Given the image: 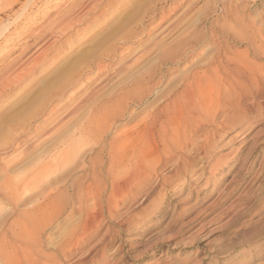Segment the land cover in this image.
Instances as JSON below:
<instances>
[{
  "label": "rangeland",
  "instance_id": "obj_1",
  "mask_svg": "<svg viewBox=\"0 0 264 264\" xmlns=\"http://www.w3.org/2000/svg\"><path fill=\"white\" fill-rule=\"evenodd\" d=\"M83 3L88 0H41L33 10L36 16L25 17V21L22 18L25 11L21 13L19 9L10 13L7 19L0 16V38L18 27L17 37L10 40V44L0 43V80L11 77L21 65L31 61L40 52L41 42L36 39L69 10L76 7L75 10L81 11ZM96 4V10L83 24L66 33V37L64 35L65 38L55 45V50H48L47 62L36 69L38 76L35 73L32 79L29 78L31 80H24L22 85L20 82L13 84L4 95L0 94V99L3 97L0 100V252L16 250L18 264H38L39 256L40 260L47 256L57 264H264V96L260 95L264 88L258 90L249 85L248 90H240L239 98L232 94L233 100H220L221 105L217 107L211 104L213 108L210 109L215 112L210 109L207 113L205 109L198 111L195 114L198 117H194L197 122L185 114H182L184 117L174 113L171 116L172 110L169 117L163 113L161 126L150 128L148 125L151 116L166 103H171L179 93L185 78L192 71H202L213 54L210 52H214L211 32L226 43V32L238 26L236 21L239 20L264 31V0H99ZM228 8L233 11L228 12ZM18 13L21 14L19 17ZM235 13L240 18H236ZM193 37L200 39L198 45ZM120 45L129 47L128 60L114 59L107 65L104 73L107 77L103 75L99 80L103 82L101 85L100 82H88L89 85H83L81 94L65 99L59 106L58 120L78 108L70 120L58 129L55 128L57 119H54V123L43 124L41 131L35 130L33 126L56 102L57 94L71 92L69 81H74V75H79L90 62ZM232 45V51L244 50L245 53L247 50ZM134 54L141 57L133 61ZM257 58L249 56V63L253 67L259 64L261 68H256L263 72L264 59ZM119 63L125 64L124 67ZM67 68L70 73L66 75ZM120 68L126 70L122 72ZM116 72H119L118 76H115ZM246 84H250L249 81ZM13 87L16 89L11 91ZM138 88L143 94L140 95ZM124 91L131 95L135 91L131 96L135 99L126 95L129 99L126 97L125 103L123 100L117 104L114 99L125 94ZM86 92H93L94 97L97 93L94 107L103 104L100 106L103 108H97V111L100 109L97 121L109 123L108 126L103 123L98 126H102L101 129L75 128L89 118L92 106L78 107ZM258 93V97L255 96ZM226 106L229 107L224 109ZM118 111H122V115L119 116ZM163 129H166L165 135ZM158 132H161L160 137ZM130 136L132 140H129ZM159 142L166 148H161ZM140 145L146 148H140ZM120 146L126 149L119 152ZM66 148L70 152L69 158L59 164L54 158ZM134 150L140 153L136 156L139 160H136ZM114 153L115 158L120 153L117 160H114ZM138 161L144 162L141 167ZM133 162L141 169H134L137 167L132 165ZM111 163H116L113 164L115 167ZM91 167L93 170L90 171ZM11 182L19 186L18 195L12 196H15L13 201L3 186ZM41 206L48 207V214L36 218L37 221L40 219V228L32 213ZM23 224L31 228L37 224L32 229L29 227L31 232L27 227L26 240L18 237ZM37 228L41 230L37 231ZM69 241H72L71 245L65 248ZM22 245L27 250L24 251Z\"/></svg>",
  "mask_w": 264,
  "mask_h": 264
},
{
  "label": "bare ground",
  "instance_id": "obj_2",
  "mask_svg": "<svg viewBox=\"0 0 264 264\" xmlns=\"http://www.w3.org/2000/svg\"><path fill=\"white\" fill-rule=\"evenodd\" d=\"M24 1V2H23ZM41 0H35V2H34V0H0V16H6V19H7V16L8 15H10V13H13L16 9H19L20 11H21V13L23 12V11H25V12H23V14H22V18L24 19V21H25V17H29V16H36L35 15V13H33L34 11V7L40 2ZM99 1V0H98ZM97 0H91V1H89L88 0V3H83L82 5H81V11H78V10H75V9H77L76 7H75V9H71V7H70V9L71 10H69L67 13H65L66 15H64L63 17H61V18H59V22H57V24L55 23L48 31H46L45 33H43L40 37H38L36 40L37 41H39V42H41V46H40V52L37 54H35V55H33V56H35V57H33V59L31 60V61H27L24 65H21L22 67H20V69H18V70H16V72L13 74V75H11V77L10 76H7L8 74L7 73H5V74H7L6 76V78L4 77V79H1L0 80V94H3V93H5V91H6V89L7 88H9V87H12L13 86V84H18L19 82H20V84H21V82H23L24 80H31L35 75H37V73L38 72H36V69L38 68V67H41L42 65H45V63L47 62L46 60H47V58H48V56H47V53H49L48 52V50L50 49V50H52L53 48H54V50H55V45L57 44V42L59 41L60 42V40L62 39V37L66 34V33H68L70 30H72L73 28H75L76 26H78V25H81V24H83V22H84V20L85 19H87V17H89L91 14H92V12L94 11V10H96V8H97V2H98ZM100 1H102V0H100ZM222 1V0H221ZM82 2H84V1H82ZM78 3V2H77ZM76 4V3H75ZM81 4V3H80ZM100 5H101V3H100ZM78 6V5H77ZM229 6H231V5H229ZM229 6H227V7H229ZM235 6V5H234ZM226 7V6H225ZM235 8H236V6H235ZM238 8V7H237ZM98 9H99V7H98ZM101 9V8H100ZM18 10V11H19ZM229 10H230V8H228V12H229ZM239 10V9H238ZM240 10H242V9H240ZM78 11V12H77ZM230 11H233V9H231ZM243 11V10H242ZM17 11H15V13H16ZM226 12V11H225ZM227 12V13H228ZM234 12H236L237 13V11L236 10H234ZM14 13V15H16ZM231 13V12H230ZM236 13H235V16H236ZM241 13V12H240ZM19 14V13H18ZM32 14H34V15H32ZM242 14H243V12H242ZM242 14H240V15H242ZM21 14H19L17 17H19ZM228 15H229V13H228ZM231 15V14H230ZM12 16V15H11ZM163 16L164 15H162L161 16V19H163ZM232 19H234V14H232ZM237 16L239 17V14H237ZM237 16H236V18H237ZM261 16V15H260ZM246 17V16H245ZM12 18H14V17H12ZM33 18V17H32ZM235 18V19H236ZM240 18V17H239ZM238 18V19H239ZM2 19V18H1ZM18 19V18H17ZM29 19V18H28ZM241 19H243L242 18V16H241ZM10 20V19H9ZM16 20V19H15ZM14 20V21H15ZM21 20V19H20ZM237 20V19H236ZM236 20H234V22L236 21ZM261 20V19H260ZM17 21V20H16ZM15 21V22H16ZM2 21H0V23H1ZM18 22V21H17ZM21 22V21H20ZM263 22V21H262ZM19 23V22H18ZM236 23H238V26H236V27H233V29L231 30V31H229V32H226V34H225V37L227 38V41H225L226 43H224V42H221V41H223L222 39H220L221 41H219V38H217L216 36H215V32H211L210 33V38H211V40H212V42H210L211 43V46L214 48V52L212 51V52H210V53H213L212 55H211V57L208 59V61L205 63V65H204V68L202 69V71H199V72H194V71H192L193 73H191V75H188L186 78H185V80L183 81L184 83H183V85H182V87L178 90L179 91V93H177V95L172 99V101H171V103H169V104H167L166 103V105L165 106H163L162 107V109L161 110H159L155 115L153 114L152 116H151V120H150V122L148 123V125H149V127L150 128H152V127H155V126H157V125H160L161 126V124L163 123V120H161V118L163 117V113H165L164 115H166L165 117H167L168 115H169V113L173 110V112H171V116H173L172 114L174 113L176 116L178 115L179 117H181L182 116V114H185L186 116H188V118L190 119L191 118V120L192 119H194V117H198V116H196L195 114L199 111V112H201V111H204V109H205V112L207 111V110H209L210 108H211V104H214L216 107L218 106V104H220V100L222 101H224L225 99H227V100H229V99H231V97H232V94H235L237 97H238V94H240L241 92H240V90H243L244 88H247L249 85H251V87L250 88H255V89H258V90H261V89H263L264 88V71L262 72L261 71V69H259V68H256V67H258V66H260L259 64H257L258 66H255V67H253L250 63H249V56H253V57H261V58H263L264 59V31H263V29L261 30V28H260V30L259 29H256V28H254V26H253V24L251 23L250 25H248V24H246V23H243V21H236ZM16 25V24H15ZM224 25V24H223ZM254 25H255V23H254ZM234 26V25H233ZM14 27V26H13ZM17 27V26H16ZM16 27H14L13 29H15V30H13V33H8L7 35H5V33H4V35L2 36V38H0V43H3V44H7L10 40H13V39H15V36H16V30H18ZM81 29V28H80ZM9 30H11V29H9ZM82 30V29H81ZM222 30H223V28H222ZM74 31V30H73ZM83 31V30H82ZM220 31V30H219ZM18 32V31H17ZM23 32V31H22ZM224 32V33H225ZM3 34V33H2ZM1 34V35H2ZM20 34V33H19ZM68 35V34H67ZM140 35V34H139ZM206 36H207V34H206ZM220 36H222V35H220ZM12 37V38H11ZM17 37V36H16ZM20 37V36H19ZM65 37H66V35H65ZM65 37H63V38H65ZM69 37V36H68ZM205 37V36H204ZM219 37V36H218ZM20 39V38H19ZM193 39H194V37H193ZM192 39V40H193ZM206 39V38H205ZM224 39V38H223ZM25 40V39H24ZM65 40H67V39H65ZM69 40H71L70 38L68 39V42H69ZM199 40L200 39H194V42L195 43H197V45H198V42H199ZM210 40V39H209ZM210 40V41H211ZM48 41H51V43L50 44H48L49 42ZM63 41V40H62ZM207 41V40H206ZM48 42V43H47ZM67 42V41H66ZM67 42V43H68ZM71 42V41H70ZM230 42V43H229ZM36 43V42H35ZM209 43V42H208ZM3 44H1L2 46H3ZM9 44H10V42H9ZM155 44V41L154 42H151V44H150V46L152 47L153 45ZM232 44H235V45H238L239 47L240 46H242V47H246L247 48V50L245 51V53H243V51L242 52H238V50H236V51H232L233 50V48L231 47V50H230V45H232ZM58 45V44H57ZM9 46V45H8ZM194 46V45H193ZM233 46V45H232ZM1 47V46H0ZM3 47H6L5 45L3 46ZM63 47V46H62ZM117 47V46H116ZM185 47V46H184ZM210 47V46H209ZM52 48V49H51ZM6 49V48H5ZM183 49V48H182ZM188 49V48H187ZM112 49L110 48V51H111ZM130 51V49H129V47L128 46H126L125 47V45H120V47H118V48H115V46H114V49L109 53V51H108V53H106V54H102L103 56L102 57H100V58H98L96 61L95 60H93L92 62H90L89 63V65L88 66H86V68H84V69H81L82 70V72L81 73H78L79 75H74V77L76 76V78L74 79V81L72 82V81H69L70 83H72V84H70L71 86V89H70V91L71 92H69L68 94H66L65 92H61V90L59 91V92H61V93H59V94H57V96H58V98L56 99V102L54 103V104H52L51 106H50V108L48 109V111L46 112V114L43 116V118L41 119V121L39 122V123H37V124H35L33 127L35 128V130H40L42 127H43V124H47V123H54V119H57V122H56V129H58L62 124H63V122H66V121H69L72 117H73V115L77 112L76 110L78 109L77 107L75 108V109H73L72 111H70V113H68L67 115H65L64 117H62L61 119H59L58 120V116H59V114H60V111H59V106L62 104V102L63 101H66L65 99H67V98H70V97H72V96H76L78 93H80L81 92V89H82V87H83V85L84 84H88V82H91L92 81V83H93V81H95L96 82V84H97V82H100V85L103 83V82H101V81H99V80H101V77H103V75L105 76L106 74H104L105 73V71L107 70V65L110 63V62H112L114 59H120L121 61L122 60H124V59H127L126 57H127V54L129 53V51ZM148 50V48L146 49V51ZM213 50V49H212ZM230 50V51H229ZM235 50V49H234ZM59 51V50H58ZM107 51V50H106ZM206 51H207V49H206ZM211 51V50H210ZM177 52V51H176ZM140 53H142V52H140ZM139 53V54H140ZM51 54V53H50ZM54 54V53H53ZM58 54V53H57ZM59 54H60V52H59ZM139 54H136V55H138V56H135V54H134V56L136 57V58H134L133 59V61H137L141 56H139ZM178 54V53H177ZM180 54V53H179ZM55 55V54H54ZM143 55V54H142ZM198 55V54H197ZM199 55H202V53H200ZM96 57V56H95ZM95 57H92V58H95ZM182 57V56H181ZM208 57V56H207ZM29 58V59H30ZM177 58H179V57H177ZM257 58V59H258ZM182 59V58H181ZM48 60H50V59H48ZM54 60H56V59H54ZM128 60V59H127ZM89 61H91V60H89ZM126 61V60H125ZM130 61V60H129ZM177 61H180V59H178ZM119 62V61H118ZM48 64V63H47ZM85 64V63H84ZM120 64V63H119ZM193 63L191 62V65H192ZM200 64V63H199ZM110 65V64H109ZM121 66H122V64H120ZM125 65V64H124ZM124 65L122 66V67H124ZM130 65H132V64H130ZM49 66V65H48ZM83 66V65H82ZM69 67V66H68ZM109 67H111V66H109ZM126 67V69H127V65L125 66ZM192 67V66H191ZM198 67V66H197ZM196 67V68H197ZM11 68V67H10ZM9 68V71H10V73H11V69ZM13 68V67H12ZM15 68V67H14ZM78 69L80 68V66H78L77 67ZM260 68H261V66H260ZM38 69H40V68H38ZM37 69V70H38ZM74 69V68H73ZM78 69H76V70H78ZM111 69V68H110ZM117 69V68H116ZM120 69H122V68H120ZM126 69H124V70H126ZM14 70V69H13ZM76 70H74V73H77V72H75ZM80 70V71H81ZM123 69L121 70L122 72L124 71ZM110 71V70H109ZM112 71V70H111ZM45 72V71H44ZM65 72V71H64ZM122 72H121V74H122ZM36 73V74H35ZM69 74L70 73V71L68 70V68H67V70H66V72H65V74ZM110 73V72H109ZM115 73V72H114ZM119 72H116V75L115 76H118L119 74H118ZM35 74V75H34ZM40 74V73H39ZM66 74V75H67ZM73 74V73H72ZM71 74V75H72ZM118 74V75H117ZM190 74V73H189ZM64 75V74H63ZM38 76V75H37ZM70 76V75H69ZM111 76H113L112 74H111ZM73 77V76H72ZM105 77H107V76H105ZM182 77V76H181ZM185 77V76H184ZM29 78H31V79H29ZM71 78V77H70ZM35 79V78H34ZM72 79V80H73ZM107 79V78H106ZM106 79H104V81L106 80ZM110 79V78H109ZM71 80V79H70ZM108 80V79H107ZM111 80V79H110ZM67 81V80H66ZM109 81V80H108ZM249 81V83L250 84H246V82H248ZM27 81H25V83H26ZM63 82V81H62ZM65 82V81H64ZM24 84V83H23ZM30 84V83H29ZM66 84H68V83H66ZM65 84V85H66ZM22 85V84H21ZM89 85V84H88ZM94 85V84H93ZM107 85V84H106ZM69 86V85H68ZM21 87V86H20ZM19 87V88H20ZM61 87V86H60ZM179 87V86H178ZM65 88H67V87H65ZM177 88V87H176ZM13 89H16V88H12L11 89V91H13ZM85 89V88H84ZM104 89V88H103ZM139 89V88H138ZM18 90V89H17ZM64 90V89H63ZM62 90V91H63ZM101 90V89H100ZM99 90V91H100ZM137 90V89H136ZM140 90V89H139ZM246 90V89H245ZM247 90H248V88H247ZM250 90V89H249ZM252 90V89H251ZM65 91V90H64ZM91 91V90H90ZM102 91V90H101ZM138 91V90H137ZM8 92V91H7ZM56 92V91H55ZM68 92V91H67ZM95 92V91H94ZM125 92V94H121L120 95V97L119 98H116V99H114V100H116L115 102L117 103V104H119V102H122L123 100H125V98L127 97L126 95H128V97L129 98H131V99H135V98H132L133 96V93L135 92H133L132 93V95L130 94V92L127 94V92L126 91H124ZM140 92H141V90H140ZM139 92V93H140ZM244 92V91H243ZM242 92V93H243ZM247 92V91H246ZM246 92H244L246 95H249V94H247ZM254 92V91H253ZM255 92H256V90H255ZM254 92V93H255ZM259 92H261V91H259ZM11 94H12V92H10ZM58 93V92H57ZM87 93V92H86ZM99 93V92H98ZM138 93V94H139ZM244 93H243V95H244ZM248 93H250V91H248ZM81 94V93H80ZM83 94V93H82ZM130 94V95H129ZM136 94V93H135ZM141 94H143L142 92L140 93V95ZM4 95V94H3ZM13 95V94H12ZM56 95V94H55ZM96 96H97V93L95 94ZM243 95L241 94V96H242V99H240L241 101L244 99V97H243ZM250 95H251V93H250ZM249 95V96H250ZM255 94H253V96H254ZM258 95H259V93L257 94V95H255V96H257L258 97ZM260 95H263L264 96V92H263V94L262 93H260ZM0 96H2V95H0ZM82 96H84V95H82ZM81 96V97H82ZM96 96L94 97V93L93 92H89V93H87L86 94V96L82 99V101L79 103V105H78V107H80V105H91L92 107H91V110H90V112H89V118L86 120V121H84V122H81V123H79L78 124V127H75V128H78L79 130H82V129H87V130H90V129H97L98 128V126L99 125H102L103 123H105V124H107L106 122H103V121H101V122H103V123H101V124H99L100 122H98L97 121V117H98V115H97V112H99V110L100 109H98V111H97V108L99 107V108H103V107H100V106H102L103 104H99L100 106H95L94 107V105L96 104L95 102L97 101H95L94 102V99L96 98ZM132 96V97H131ZM249 96H247V97H249ZM8 97V96H7ZM53 97V96H52ZM111 97V96H110ZM127 97V99H129ZM138 97V96H137ZM137 97H136V100H137ZM173 97V96H172ZM234 97V96H233ZM246 97V99H248ZM3 98V97H2ZM1 98V99H2ZM76 98V97H75ZM141 98V97H140ZM229 98V99H228ZM236 98V97H235ZM239 98V97H238ZM250 98V97H249ZM253 98V97H252ZM0 99V100H1ZM81 99V98H80ZM126 99V100H127ZM130 99V100H131ZM139 99V98H138ZM258 99V98H257ZM79 100V99H78ZM108 100H110V98L109 99H107V101ZM113 100V101H114ZM126 100L124 101V103L126 102ZM231 100H233V99H231ZM250 100H252V99H250ZM70 101V100H69ZM73 101V100H72ZM111 101H112V99H111ZM111 101H110V104H111ZM129 101V100H128ZM254 100H252V102H253ZM78 102V101H77ZM103 101H101V103H102ZM137 102H138V100H137ZM231 102H236V100L235 101H231ZM237 102H239L240 103V101H237ZM64 103V102H63ZM71 103V102H70ZM95 103V104H94ZM99 103V102H98ZM104 103H106V102H104ZM114 103V102H113ZM123 103V104H124ZM133 103H136V102H133ZM222 103V102H221ZM224 103H226V102H224ZM230 103V102H229ZM107 104V103H106ZM105 104V105H106ZM138 104V103H137ZM217 104V105H216ZM238 104V103H237ZM108 105V104H107ZM136 105V104H135ZM221 105V104H220ZM224 105H226V104H224ZM236 105V104H235ZM239 105V104H238ZM66 106V105H65ZM77 106V105H76ZM109 106V105H108ZM232 106V105H231ZM230 106V107H231ZM234 106V105H233ZM232 106V107H233ZM223 107H225V106H223ZM223 107L221 108L222 110H223ZM229 106H226V108H224V109H227ZM62 108V107H61ZM71 108V107H70ZM83 108V107H82ZM108 108V107H107ZM212 108H213V106H212ZM211 108V109H212ZM46 109V108H45ZM109 109V108H108ZM124 109V108H123ZM210 109V110H211ZM63 110V109H62ZM119 110V109H118ZM218 110V109H217ZM89 111V110H88ZM117 111V110H116ZM124 111V110H123ZM213 110H211V112H212ZM220 111V110H219ZM224 111V110H223ZM108 112V110L106 111V113ZM119 112V111H118ZM122 112V111H121ZM121 112H119V116H120V113ZM208 112V111H207ZM206 112V113H207ZM211 112L209 111V114H211ZM215 112V110L213 111V113ZM63 113V112H62ZM212 113V114H213ZM116 114V113H115ZM42 115V114H41ZM121 115H122V113H121ZM4 116V115H3ZM63 116V115H62ZM97 116V117H96ZM211 116V115H210ZM213 116V115H212ZM75 117V116H74ZM118 116L116 115V118H117ZM150 117V116H149ZM169 117V116H168ZM179 117H177V119L179 118ZM182 117H184V115L182 116ZM200 117V116H199ZM207 117V116H206ZM103 118H105V117H102V119ZM114 118H115V116H114ZM174 117H172V119H173ZM187 118V117H186ZM203 118V117H202ZM213 118V117H212ZM101 119V118H100ZM106 119V118H105ZM108 119V118H107ZM113 119V118H112ZM164 119V118H163ZM175 119V118H174ZM189 119H188V124H190L191 125V122L189 121ZM196 119L197 118H195L194 120L196 121ZM208 119V118H207ZM210 119V118H209ZM208 119V120H209ZM2 120H4V119H2ZM165 121V123L167 122L166 121V119H164ZM167 120H169V118L167 119ZM193 120V122H195ZM206 120V119H205ZM109 121V120H108ZM110 121H112V120H110ZM181 121V120H180ZM199 121H200V119H199ZM213 121V120H212ZM3 122H5V120L3 121ZM7 122V121H6ZM178 123H179V121H177ZM183 122V121H182ZM186 122V121H185ZM190 122V123H189ZM192 122V123H193ZM197 122V121H196ZM211 122V121H210ZM173 123H176L175 122V120L173 121ZM201 123V122H200ZM200 123H198V124H200ZM224 123V122H223ZM109 124V123H108ZM108 124H107V126H108ZM204 124V123H203ZM221 124V123H220ZM66 125V124H65ZM146 125H147V123H146ZM164 126H165V124H163ZM162 125V126H163ZM167 125H168V123H167ZM169 125H170V123H169ZM174 125V124H173ZM183 125V124H182ZM181 125V126H182ZM187 125V124H186ZM194 125H197V124H194ZM201 125V124H200ZM199 125V126H200ZM209 125H211V124H209ZM75 126V125H74ZM76 126H77V124H76ZM106 126V127H107ZM189 126V125H188ZM205 126V125H204ZM33 127H31V129L33 128ZM53 126H52V128H54ZM104 127H105V125H104ZM149 127H147V128H149ZM167 127V126H166ZM172 127V126H171ZM192 127H194L193 125H192ZM198 127V126H197ZM197 127H194V128H197ZM208 127V126H207ZM51 128V129H52ZM82 128V129H81ZM102 128V126L100 127V128H98V129H101ZM136 128V127H135ZM173 128H177V127H173ZM173 128H171L172 130H173ZM184 128V127H183ZM182 128V129H183ZM216 128V127H215ZM103 129H106V128H103ZM139 129H141L140 127H139ZM159 129H161V127L159 128ZM168 129V128H167ZM187 129H189L188 127L186 128V130ZM217 129V128H216ZM30 130V129H29ZM33 130V129H32ZM31 130V132H33L34 133V131L35 130H33L32 131ZM55 130V129H54ZM53 130V131H54ZM138 130V129H137ZM193 130V129H192ZM191 130V131H192ZM198 130V129H197ZM41 131V130H40ZM48 131V130H47ZM52 131V132H53ZM140 131V130H139ZM146 131H147V129H146ZM156 131V130H155ZM158 131V130H157ZM160 131V130H159ZM163 131V134H164V132L166 131V129L164 130H162ZM168 131V130H167ZM24 132V131H23ZM22 132V133H23ZM29 132V131H28ZM50 133H51V131H49ZM57 132H59L58 130H57ZM85 132V131H84ZM89 132V131H88ZM97 132H99V131H97ZM104 132V131H103ZM134 132V131H133ZM138 132V131H137ZM143 132V131H142ZM141 131H140V133H141V135H143V133H142ZM153 132H154V130H153ZM172 132V131H171ZM183 132V131H182ZM187 131H185V133H186ZM195 132V131H194ZM48 133V132H47ZM49 133V134H50ZM94 133H95V131H94ZM134 133H136V131L134 132ZM140 133H138V134H140ZM149 133V132H148ZM156 133V132H155ZM159 133H161V132H158V135H159V137H160V134ZM175 132L173 131V134H174ZM178 132H176V134H177ZM24 134V133H23ZM32 134V133H31ZM30 134V135H31ZM48 134V135H49ZM86 134H88V133H86ZM102 134V133H101ZM132 134V133H131ZM138 134H137V136L136 135H133V137L134 136H136V137H138ZM166 134V133H165ZM164 134V135H165ZM179 134V133H178ZM188 134V133H187ZM82 135V134H81ZM91 135V134H90ZM89 134H88V136H90ZM130 135V134H129ZM156 135V134H155ZM162 135V134H161ZM163 135V136H164ZM168 135V134H167ZM175 135V134H174ZM174 135H172V138L173 137H175ZM180 135V134H179ZM44 136H47V134H44ZM72 136V135H71ZM83 136V135H82ZM87 136V137H88ZM140 136V135H139ZM145 136V135H144ZM169 136H170V134H169ZM178 135H176V137H177ZM190 136V135H189ZM135 137V138H136ZM148 137H152V136H148ZM158 137V139L160 140L161 138L163 139V137L161 136V138H159ZM183 137V136H182ZM185 137V136H184ZM25 138H27L26 136H25ZM129 138V140L131 139L132 140V138H131V136L130 137H128ZM141 138V137H140ZM153 138V137H152ZM157 138V137H156ZM167 138V137H166ZM170 138V137H169ZM172 138H170V139H172ZM181 138V137H180ZM134 139V138H133ZM158 139H155V140H158ZM174 139V138H173ZM178 139V138H177ZM13 140V139H12ZM19 140V139H18ZM128 140V139H127ZM136 140V139H135ZM152 140V139H151ZM164 140V139H163ZM180 140V139H179ZM188 140V139H187ZM67 141V140H66ZM74 141V140H73ZM114 141V142H113ZM138 141H140V139L138 140ZM142 141H145L144 139H142ZM168 141H170V140H168ZM12 142V141H11ZM18 142V141H17ZM16 142V143H17ZM21 142H23V140L22 141H20V142H18L17 144H16V146H19L20 145V143ZM40 142V141H39ZM112 142L113 143H115L116 142V144H117V142L118 141H115V140H112ZM132 141H130V143H131ZM146 142H148V140L146 141ZM156 142V141H155ZM161 142V141H160ZM159 142V143H160ZM164 142H165V140H164ZM164 142H161L162 144L164 143ZM43 143V142H42ZM119 143V142H118ZM128 143V142H127ZM142 143V142H141ZM152 143H153V141H152ZM161 143H160V146H162L161 148H163V149H165L166 148V146L164 147L163 145H161ZM174 143H176V142H174ZM206 143V142H205ZM11 144V143H10ZM9 144V145H10ZM33 144V143H32ZM65 144V143H64ZM132 144V143H131ZM134 144H135V142H134ZM138 144V143H137ZM148 145H149V143H147ZM156 144V143H155ZM24 145V144H23ZM111 145H112V143H111ZM123 145V144H122ZM142 145V144H141ZM140 145V146H141ZM152 145H154V144H152ZM157 145H158V143H157ZM167 145V144H166ZM15 146V145H14ZM128 146V145H127ZM131 146V145H130ZM130 146H128L129 148H130ZM139 146V147H140ZM177 146V145H176ZM65 147V146H64ZM68 147V146H67ZM114 147V144H113V146H111V148H113ZM121 148H122V146H120ZM120 147H119V152H121L120 150H123V148H125V146L122 148V149H120ZM132 147V146H131ZM136 147V146H135ZM139 147H137V149L139 148ZM142 147H144V148H146L145 146H141L140 148H142ZM150 147V146H149ZM149 147H147L148 149H149ZM168 147V146H167ZM111 148H110V150H111ZM117 149H118V147H116ZM139 148V149H140ZM151 148V147H150ZM177 148V147H176ZM181 148V147H180ZM179 148V149H180ZM13 149V148H12ZM117 149H116V151H117ZM126 149V148H125ZM138 149V150H139ZM147 149V150H148ZM168 149V148H167ZM29 150V149H28ZM109 150V151H110ZM130 150V149H129ZM132 150V149H131ZM130 150V151H131ZM138 150L136 151V150H134V151H136L137 152V154L135 155V157L138 155V154H140V153H138ZM142 150H144V149H142ZM146 150V149H145ZM144 150V151H145ZM154 150V149H153ZM171 150H173L172 148H171ZM24 151V150H23ZM108 151V152H109ZM112 151V150H111ZM110 151V153H112ZM125 151V150H124ZM124 151H122V152H124ZM167 151V150H166ZM169 151V150H168ZM22 152V151H21ZM139 152H140V150H139ZM153 152V151H152ZM180 152V151H179ZM25 152H23V154H24ZM116 153V152H115ZM115 153H114V160L116 159L117 160V158L118 157H120L119 155H120V153H119V155H117L118 157L117 158H115ZM125 153V152H124ZM127 153V152H126ZM141 153H142V151H141ZM144 153V152H143ZM166 154V153H165ZM187 154V153H186ZM69 155H70V152L68 151V149L66 148L65 150L63 149H61V151H60V153H59V155H57L58 157L57 158H54V159H56V162H58L59 164H61L62 162H65L68 158H69ZM111 155V154H110ZM109 155V156H110ZM122 155V154H121ZM159 155V154H158ZM124 156H125V154H124ZM139 156V155H138ZM155 156V155H154ZM122 157V156H121ZM132 157H134V156H132ZM131 157V158H132ZM162 157V156H161ZM72 158V157H71ZM127 158H128V155H127ZM137 158V157H136ZM142 159H143V157H141ZM152 158H154V157H152ZM121 160H122V158H120ZM14 160V159H13ZM12 160V161H13ZM113 160V159H112ZM127 160V159H126ZM136 160H139L138 158L136 159ZM147 160V159H146ZM145 160V161H146ZM152 160H155V159H152ZM156 160H157V158H156ZM167 160H169V159H166V161ZM124 161V160H123ZM129 161V160H128ZM148 161V160H147ZM146 161V162H147ZM158 161H159V159H158ZM172 161V160H171ZM55 162V163H56ZM127 162V161H126ZM134 162H136L135 160H134ZM133 162V164L132 165H134V166H136V163H134ZM138 162H140V161H138ZM145 162V166L147 165V163L149 162H147L146 163ZM170 162V161H169ZM141 163H144V162H140V167H141ZM151 163V162H150ZM162 163V162H161ZM50 164V163H49ZM52 164V163H51ZM50 164V165H51ZM99 164H101L100 163V161H99ZM116 165V163H111V165ZM166 164V163H165ZM7 166L9 165V164H6ZM113 165V166H114ZM131 165V166H132ZM138 165V164H137ZM46 166V165H45ZM96 166V165H95ZM100 166V165H99ZM112 166V167H113ZM133 166V167H134ZM148 166V165H147ZM173 166V165H172ZM98 167V166H97ZM111 167V166H110ZM115 167V166H114ZM137 167V166H136ZM139 166L137 167V168H135L134 167V169H138V168H140ZM163 167V166H162ZM9 168V167H8ZM42 168H44L43 166H42ZM50 168V167H49ZM117 168V167H116ZM149 168V167H148ZM167 168V167H166ZM46 169V168H45ZM93 170L92 169V167L91 168H89V170ZM110 169V168H109ZM112 169V168H111ZM129 169V168H128ZM141 169V168H140ZM147 169V168H146ZM158 169H160L159 167H158ZM162 169H164V168H162ZM1 170V169H0ZM33 170V169H32ZM90 170V171H91ZM114 170V169H113ZM131 171H132V168L130 169ZM44 171V170H43ZM110 172L109 173H111V170H109ZM125 171H128V170H125ZM134 171V170H133ZM137 171V170H136ZM2 172L4 173L5 172V170L3 171V169H2ZM29 172V171H28ZM27 172V173H28ZM46 172V171H45ZM153 172H154V170H153ZM158 172V171H157ZM145 173H147V172H145ZM144 172H143V174H145ZM6 174V173H5ZM4 174V175H5ZM134 174V173H133ZM139 174V173H138ZM142 174V173H141ZM154 174V173H153ZM29 175V174H28ZM135 175H136V173H135ZM6 176V175H5ZM32 176V175H31ZM148 176V175H147ZM152 178H153V176H151ZM150 177V178H151ZM257 178V177H256ZM22 179V178H21ZM135 179V178H134ZM133 179V180H134ZM136 179H137V177H136ZM140 179V178H139ZM143 179V178H142ZM149 179V178H148ZM170 179V178H169ZM144 180V179H143ZM255 180V179H254ZM253 180V181H254ZM12 181V180H11ZM19 181V180H18ZM135 181V180H134ZM137 181V180H136ZM3 182V181H2ZM20 182V181H19ZM130 182V181H129ZM138 182V181H137ZM140 182V181H139ZM113 183V182H112ZM3 184V183H2ZM21 184V183H20ZM130 184V183H129ZM137 184V183H136ZM144 184V183H143ZM1 185V184H0ZM10 185H12V182H11V184H9V185H6V184H3V186L5 187V189H7L8 190V192H9V195H10V198L16 193L17 194V192L16 191H18V189H19V186L18 185H12V187L10 186ZM132 184H130V186H131ZM112 186V185H111ZM137 186V185H136ZM0 188H1V186H0ZM82 188H84V187H82ZM103 188V187H102ZM23 189V188H22ZM29 189V188H28ZM87 189V188H86ZM131 189V188H130ZM133 189V188H132ZM85 190V189H84ZM2 191H3V189H2ZM1 191V192H2ZM252 191V190H251ZM82 192V191H81ZM80 192V193H81ZM84 192V191H83ZM91 192H93V191H91ZM90 193V192H89ZM85 194H86V191H85ZM96 194V193H95ZM8 195V196H9ZM18 195V194H17ZM80 196H81V194H80ZM246 196V195H245ZM51 197V196H50ZM240 197H242V196H240ZM14 198H15V196H14ZM13 197H12V201H13V199H14ZM89 198V197H88ZM95 198V197H94ZM253 199V198H252ZM8 200V199H7ZM95 200H96V198H95ZM243 200V199H242ZM10 202V201H9ZM15 202V201H14ZM84 202H86L85 200H84ZM251 202V201H250ZM47 203V202H46ZM11 204V203H10ZM14 204V203H13ZM13 204H11V205H13ZM251 204V203H250ZM45 205V204H44ZM46 206V205H45ZM44 206V208H43V206H41V207H39L38 209H36V211L34 212L33 211V217L35 218V220H36V218L38 219V217H40V216H42V218H44L47 214H48V207L46 208ZM53 206V205H52ZM242 208H243V206H242ZM50 209V208H49ZM81 209V208H80ZM53 210V209H52ZM81 210H83V209H81ZM86 211V210H85ZM238 213V212H237ZM52 215V214H51ZM89 216V215H88ZM51 217V216H50ZM89 217H91V215L89 216ZM47 219V218H46ZM92 219V218H91ZM40 220V219H39ZM38 220V221H39ZM37 221V220H36ZM36 222L37 224L39 223V222ZM87 221V220H86ZM94 223V222H93ZM37 224H35V225H37ZM86 224V223H85ZM34 225V227H37V226H39L40 227V225L38 224L37 226H35ZM88 225H91V224H88ZM87 225V226H88ZM27 224H23L22 225V227L20 228L21 230H20V234L18 235V237H20L21 239H28L27 238ZM30 227V226H29ZM29 227H28V229H29ZM34 227H32V228H34ZM42 227V226H41ZM40 227V228H41ZM84 227H86V225L84 226ZM31 227H30V229H32ZM39 228V229H40ZM94 228V227H93ZM97 228V227H96ZM29 229V230H30ZM38 229V228H37ZM39 229L37 230V231H39ZM84 229H87V228H84ZM91 229V228H90ZM35 230V229H34ZM41 230V229H40ZM96 230V229H95ZM86 231V230H85ZM85 231H83L84 232V234H85ZM88 231V230H87ZM30 232H31V230H30ZM30 234V233H29ZM80 234V233H79ZM78 235V234H77ZM87 235H88V233H87ZM87 235H86V237H87ZM16 236V235H15ZM73 236V235H72ZM13 237H14V235H13ZM77 237V236H76ZM80 237V236H79ZM78 237V238H79ZM80 238H82V237H80ZM84 238V237H83ZM19 239V238H18ZM71 239V238H70ZM83 240V239H82ZM68 242H66V245H65V248H68L69 247V245H71V243H72V241L70 242L69 241V243L67 244ZM81 244V243H80ZM1 247V246H0ZM22 247H23V249H24V251L25 250H27V248H26V246H23L22 245ZM22 247H20V249L22 248ZM12 248V247H11ZM75 248V247H74ZM1 250H3L2 248H1ZM11 250V249H10ZM15 250V249H14ZM68 251V250H67ZM66 251V252H67ZM5 252V251H4ZM4 252H0V263L1 264H18L17 262H16V258H15V253H16V250H15V252L13 251V252H8V253H4ZM39 252V251H38ZM65 252V253H66ZM4 253V254H3ZM26 253H27V251H26ZM64 253V254H65ZM22 256V255H21ZM40 257V256H39ZM39 257L37 258V260H36V262L38 263V264H57L58 262L57 261H55L54 263H52V261H51V259H49V257H47L46 256V258H43L42 260H40L39 259ZM85 259V257L84 258H82L81 260H84ZM54 261V260H53ZM20 263V262H19ZM34 263H35V260H34ZM36 264V263H35Z\"/></svg>",
  "mask_w": 264,
  "mask_h": 264
}]
</instances>
